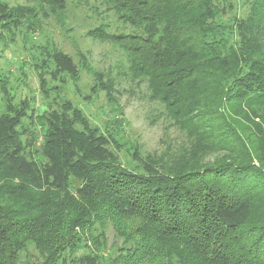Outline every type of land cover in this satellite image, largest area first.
<instances>
[{"label": "trees", "instance_id": "obj_1", "mask_svg": "<svg viewBox=\"0 0 264 264\" xmlns=\"http://www.w3.org/2000/svg\"><path fill=\"white\" fill-rule=\"evenodd\" d=\"M29 1L0 0V43L68 11L69 0ZM105 1L136 32L87 35L150 80L189 132L190 157L156 170L135 146L123 163L121 130L104 134L62 97L65 78L77 87L86 72L119 106L112 81L83 53L77 65L41 48L40 91L57 109L16 102L0 75V264H264V0ZM110 229L120 244L109 248Z\"/></svg>", "mask_w": 264, "mask_h": 264}, {"label": "rangeland", "instance_id": "obj_2", "mask_svg": "<svg viewBox=\"0 0 264 264\" xmlns=\"http://www.w3.org/2000/svg\"><path fill=\"white\" fill-rule=\"evenodd\" d=\"M2 1H7L11 6L30 4L29 0ZM239 10L242 15L245 13L244 9ZM229 16H234V13ZM102 25H107L112 34L136 32L134 27L119 19L105 0H69L68 11L62 19L51 17L50 21L42 24L40 31L32 35L17 29L12 40L7 38L6 42L0 43V75L10 78L9 88L14 93L16 102L25 98L34 99V108L42 114L44 110L57 109L59 100L56 101L54 97L46 99L40 91L35 65L36 60L41 57V48L55 44L61 51L70 55L77 65L80 64V56L83 53L95 71L105 74L106 79L112 81L119 106L110 105L105 93L95 95L91 92L94 80L93 76L86 72L82 74V80L77 87L69 78H65L62 97L74 102L104 134L114 133L115 129L121 130L126 145L122 142L124 148L119 150L115 145L114 149L121 152L123 163L129 162L126 152L138 146L145 155L153 156L151 159L147 158L151 168L160 170L162 164L167 167H180L190 157L193 149L189 132L170 115L169 108L160 99L155 98L156 93L150 80L135 75L126 53L119 45L93 40L87 35L89 31ZM252 57H255V52ZM118 107L124 114V124L119 128L113 113ZM2 112L0 96V114ZM28 123L25 122L26 125L34 127ZM219 156L213 155L214 158ZM147 160L145 158V162ZM119 244L113 229H110L108 247ZM33 254L35 255V252ZM110 254L107 252L106 255ZM30 259L35 260L32 257Z\"/></svg>", "mask_w": 264, "mask_h": 264}]
</instances>
